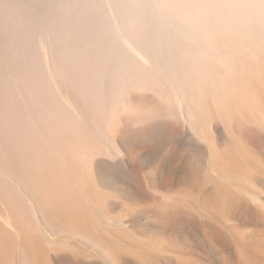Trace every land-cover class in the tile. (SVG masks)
<instances>
[{
  "label": "rangeland",
  "instance_id": "rangeland-1",
  "mask_svg": "<svg viewBox=\"0 0 264 264\" xmlns=\"http://www.w3.org/2000/svg\"><path fill=\"white\" fill-rule=\"evenodd\" d=\"M161 1L145 26L132 0H0V264H233L264 10Z\"/></svg>",
  "mask_w": 264,
  "mask_h": 264
},
{
  "label": "bare ground",
  "instance_id": "bare-ground-1",
  "mask_svg": "<svg viewBox=\"0 0 264 264\" xmlns=\"http://www.w3.org/2000/svg\"><path fill=\"white\" fill-rule=\"evenodd\" d=\"M7 1V0H6ZM131 1V0H130ZM155 1H157V0H139V2H137V0H132V2H135L134 4H133V6L131 7L132 8V10L135 12L136 11V15H138L137 16V18L138 17H140V18H143V19H141L142 21L141 22H148V21H150L151 22V20L149 19V18H147L146 17V15L148 14V13H151V15L152 14H156V13H153L154 12V10L155 9H157L158 8V6H157V4L159 5V3H155ZM161 1V0H160ZM187 1H197V0H187ZM198 1H200V0H198ZM209 1H212L213 2V4H216L217 5V3H218V5H220V7H221V9L226 5H230L231 3H234V2H237V3H239L240 2V4H235V6L234 7H236V8H238V9H240L241 8V11H243L244 9H247L248 11H249V9H250V11H251V9L252 10H260V8L262 9V11L264 10V0H206V2H208L209 3ZM214 1H217L216 3L214 2ZM232 1V2H231ZM234 1V2H233ZM154 2V3H153ZM159 2V1H158ZM161 2H163V0L161 1ZM166 2H168V0H166ZM170 2V1H169ZM178 2V1H177ZM183 2V1H182ZM111 3V2H110ZM164 3V2H163ZM162 3V4H163ZM190 3V2H189ZM129 4V3H128ZM132 3H130L129 5H131ZM167 4V3H166ZM181 5H182V3H180ZM180 4H179V6H180ZM192 4V3H191ZM194 4V3H193ZM221 4H222V6H221ZM168 5V4H167ZM170 5V4H169ZM168 5V6H169ZM172 5H173V3H172ZM195 5V4H194ZM194 5H193V7H194ZM202 5V4H201ZM205 5V3L203 4V6ZM216 5H213L214 6V8H215V6ZM251 5H253V7H254V9H253V7L251 6ZM105 6V5H104ZM116 6V5H115ZM114 6V7H115ZM157 6V7H156ZM166 6V5H165ZM175 6H177V4L176 5H174V8H175ZM184 6V5H183ZM3 7V6H2ZM84 7V6H83ZM118 7V6H117ZM209 7L211 8V6L209 5ZM228 7V6H227ZM226 7V8H227ZM234 7H233V9H234ZM252 7V8H251ZM108 8V7H107ZM120 8V7H119ZM130 8V9H131ZM169 8V7H168ZM170 8H171V5H170ZM174 8H172V9H174ZM182 8V7H181ZM195 8V7H194ZM214 8L212 7V9L214 10ZM249 8V9H248ZM109 9V8H108ZM113 9V8H112ZM120 9H122V8H120ZM124 9V8H123ZM180 9V8H179ZM186 9V8H185ZM201 9V8H200ZM205 9H206V7H205ZM216 9H218V7L216 8ZM220 8H219V11L221 10ZM175 10H176V8H175ZM192 10H194V9H192ZM118 11V10H117ZM206 11V10H205ZM208 11V10H207ZM206 11V12H207ZM203 12V11H202ZM212 12V11H211ZM237 12H238V10H237ZM128 13V12H127ZM201 13V12H200ZM257 13V12H256ZM114 14V13H113ZM129 14H130V10H129ZM131 14H134V13H131ZM158 14V13H157ZM156 14V15H157ZM204 14H206L205 12H204ZM209 14V13H208ZM114 15H116V14H114ZM197 15V14H196ZM237 15V14H236ZM252 15V14H251ZM110 16V15H109ZM118 16V15H117ZM133 16V15H132ZM135 16V15H134ZM133 16V17H134ZM199 16V15H198ZM206 16V15H205ZM208 16V15H207ZM210 16V15H209ZM131 17V16H130ZM145 17V18H144ZM158 17H159V15H158ZM161 17V16H160ZM168 17V16H167ZM167 17H165V18H167ZM253 17V16H252ZM153 18V17H152ZM151 18V19H152ZM217 18V17H216ZM84 19H86V18H84ZM130 19V18H129ZM128 19V20H129ZM157 19V18H156ZM235 19V18H234ZM113 20V19H112ZM115 20V19H114ZM195 20V19H194ZM222 20V19H221ZM129 21H132V17H131V20H129ZM128 21V22H129ZM138 21H140V20H138ZM162 21V20H161ZM196 21V20H195ZM254 21H256V20H254ZM85 22H86V20H85ZM114 22V21H113ZM132 22H134V21H132ZM132 22H129V24L130 23H132ZM136 22V24H137V21H135ZM149 22V23H150ZM158 22V21H157ZM163 22V21H162ZM253 22V21H252ZM260 22H262V21H260ZM80 23V22H79ZM89 24H90V22H88ZM111 23V22H110ZM109 23V24H110ZM125 23H127V22H125ZM144 23H142V24H139L138 25V27L139 26H141V25H145ZM149 23H147L145 26H147ZM155 23V22H154ZM153 23V24H154ZM258 23V22H257ZM256 23V24H257ZM78 24V23H77ZM83 24V23H82ZM128 24V23H127ZM128 24V25H129ZM133 24V23H132ZM135 24V25H136ZM159 24V23H158ZM157 24V25H158ZM86 25H88V24H86ZM134 25V24H133ZM152 25V24H151ZM186 25V24H185ZM195 25V24H194ZM126 26V25H125ZM131 26V25H130ZM187 26V25H186ZM202 26V25H201ZM110 27V26H109ZM122 27H123V25H122ZM131 27H133V26H131ZM130 27V28H131ZM135 28H136V26H134ZM261 27V26H260ZM84 28V27H83ZM93 28H95V27H93ZM97 28V27H96ZM104 28H106V27H103V29ZM129 28V27H128ZM127 28V29H128ZM135 28H133V29H135ZM142 28H144V26H142ZM146 28V27H145ZM155 28V27H154ZM218 28V27H217ZM224 28V27H223ZM255 28V27H254ZM259 28V27H258ZM262 28V27H261ZM79 29V28H78ZM81 29V28H80ZM102 29V28H101ZM120 29V28H119ZM124 29V28H123ZM122 29V30H123ZM138 29H140V28H138ZM160 29V28H159ZM141 30V29H140ZM145 30V29H144ZM255 30V29H254ZM258 30V29H257ZM264 30V29H263ZM89 31V30H88ZM108 31V30H107ZM123 31H125V29L123 30ZM155 31V30H154ZM226 31V30H225ZM80 32V31H79ZM127 32V31H126ZM130 32H132V31H130ZM134 32V31H133ZM147 32V31H146ZM146 32H144V33H146ZM124 33V32H123ZM151 33V32H150ZM160 33V32H159ZM90 34V33H89ZM117 34V33H116ZM135 35H136V32H135ZM116 36H118V35H116ZM124 36V35H123ZM131 36H132V34H131ZM130 36V37H131ZM145 36V35H144ZM126 37H127V35H126ZM138 37V36H137ZM136 37V38H137ZM142 37V36H141ZM135 38V37H134ZM140 38V37H139ZM149 38V37H148ZM128 39V38H127ZM131 39V38H130ZM138 39V38H137ZM118 40V39H117ZM134 40V39H133ZM120 43V42H119ZM123 43V42H122ZM141 43V42H140ZM147 43V42H146ZM139 45V44H138ZM2 158V157H1ZM235 168H236V164L234 165V167H233V170L232 171H234L235 170ZM233 173H235V171L233 172ZM233 173H232V175H233ZM235 180V179H234ZM232 183H233V181H231ZM235 183H237L236 181H235ZM233 189H234V186H233ZM256 190H258V189H256ZM242 192H241V195H242V197L240 198V203H241V207L239 206V208H240V212H239V220H238V222L236 221V219H234V218H232V220H231V223H230V237H231V239H232V241H233V254H232V257H233V264H264V200H262V199H257V201L259 200V202H258V204L256 205V204H254V206L252 207L251 206V203H253L252 201L254 200V198L252 199L251 197V199H249V196H248V194H246L245 192H243V190H241ZM235 193V192H234ZM233 193V194H234ZM248 199H249V201H248ZM252 200V201H251ZM256 233V234H255ZM252 235H255V236H257L256 237V240H255V242H254V247H253V249L252 248H250V249H252V253H250V254H248L247 253V251H246V243L248 242V240H249V238L252 236ZM249 245V244H248ZM252 245V244H251Z\"/></svg>",
  "mask_w": 264,
  "mask_h": 264
}]
</instances>
